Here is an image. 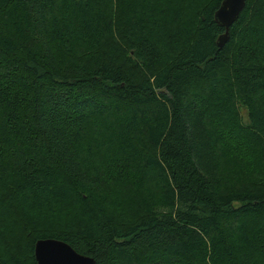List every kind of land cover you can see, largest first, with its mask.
<instances>
[{
  "label": "trees",
  "instance_id": "obj_1",
  "mask_svg": "<svg viewBox=\"0 0 264 264\" xmlns=\"http://www.w3.org/2000/svg\"><path fill=\"white\" fill-rule=\"evenodd\" d=\"M0 0V263L264 264V0Z\"/></svg>",
  "mask_w": 264,
  "mask_h": 264
},
{
  "label": "water",
  "instance_id": "obj_2",
  "mask_svg": "<svg viewBox=\"0 0 264 264\" xmlns=\"http://www.w3.org/2000/svg\"><path fill=\"white\" fill-rule=\"evenodd\" d=\"M245 1L222 0L216 10L214 20L225 30L216 41L218 48H222L228 41L229 29L244 9ZM34 259L36 264H95L93 258L78 254L66 243L53 239L38 240L35 243Z\"/></svg>",
  "mask_w": 264,
  "mask_h": 264
},
{
  "label": "bare ground",
  "instance_id": "obj_3",
  "mask_svg": "<svg viewBox=\"0 0 264 264\" xmlns=\"http://www.w3.org/2000/svg\"><path fill=\"white\" fill-rule=\"evenodd\" d=\"M224 29V28H223ZM224 32H225V30H224ZM224 34V33H223ZM222 35V34H221Z\"/></svg>",
  "mask_w": 264,
  "mask_h": 264
}]
</instances>
